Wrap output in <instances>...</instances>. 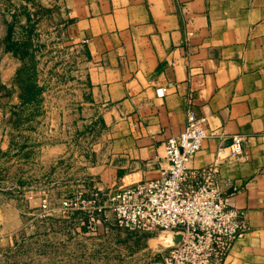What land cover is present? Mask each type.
<instances>
[{
  "label": "crops",
  "instance_id": "0c3cea01",
  "mask_svg": "<svg viewBox=\"0 0 264 264\" xmlns=\"http://www.w3.org/2000/svg\"><path fill=\"white\" fill-rule=\"evenodd\" d=\"M69 9L88 79L130 147L97 173L93 191L104 201L111 187L158 178L190 109L208 136L191 169L243 139V155L217 167L220 193L249 225L227 264H264V0H69Z\"/></svg>",
  "mask_w": 264,
  "mask_h": 264
},
{
  "label": "rangeland",
  "instance_id": "374dc122",
  "mask_svg": "<svg viewBox=\"0 0 264 264\" xmlns=\"http://www.w3.org/2000/svg\"><path fill=\"white\" fill-rule=\"evenodd\" d=\"M69 10V0H0V264H164L174 233L113 218L89 233L86 212L62 208L101 194L97 173L130 149L88 79Z\"/></svg>",
  "mask_w": 264,
  "mask_h": 264
},
{
  "label": "built area",
  "instance_id": "2783aa9c",
  "mask_svg": "<svg viewBox=\"0 0 264 264\" xmlns=\"http://www.w3.org/2000/svg\"><path fill=\"white\" fill-rule=\"evenodd\" d=\"M207 137V121L189 109L185 129L166 142L167 167L158 178L111 187L104 201L100 193L65 199L62 208L86 212L88 219L81 228L89 233L96 234L101 220L108 223L112 218L129 231L174 233L176 240L164 264H227L249 225L242 211L220 193L217 167L226 157H241L244 143L242 137H234L228 149H218L213 166L193 170L189 165ZM43 208L48 209L46 199Z\"/></svg>",
  "mask_w": 264,
  "mask_h": 264
},
{
  "label": "trees",
  "instance_id": "16d2710c",
  "mask_svg": "<svg viewBox=\"0 0 264 264\" xmlns=\"http://www.w3.org/2000/svg\"><path fill=\"white\" fill-rule=\"evenodd\" d=\"M88 219V216H87V218L85 219V221Z\"/></svg>",
  "mask_w": 264,
  "mask_h": 264
}]
</instances>
